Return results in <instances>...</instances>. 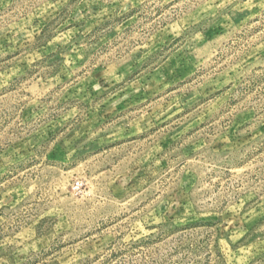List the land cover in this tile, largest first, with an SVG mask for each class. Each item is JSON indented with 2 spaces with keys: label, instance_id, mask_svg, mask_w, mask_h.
<instances>
[{
  "label": "rangeland",
  "instance_id": "1",
  "mask_svg": "<svg viewBox=\"0 0 264 264\" xmlns=\"http://www.w3.org/2000/svg\"><path fill=\"white\" fill-rule=\"evenodd\" d=\"M0 264H264V0H0Z\"/></svg>",
  "mask_w": 264,
  "mask_h": 264
}]
</instances>
